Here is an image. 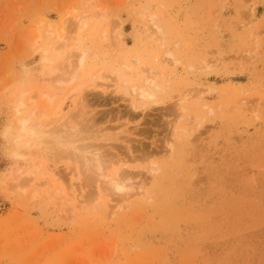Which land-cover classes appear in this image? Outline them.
<instances>
[{"label": "rangeland", "instance_id": "rangeland-1", "mask_svg": "<svg viewBox=\"0 0 264 264\" xmlns=\"http://www.w3.org/2000/svg\"><path fill=\"white\" fill-rule=\"evenodd\" d=\"M20 94L77 127L56 159L11 157ZM0 264H264V0H0Z\"/></svg>", "mask_w": 264, "mask_h": 264}, {"label": "bare ground", "instance_id": "bare-ground-1", "mask_svg": "<svg viewBox=\"0 0 264 264\" xmlns=\"http://www.w3.org/2000/svg\"><path fill=\"white\" fill-rule=\"evenodd\" d=\"M82 19H83V17H82ZM82 19L80 17V19L78 18V20L75 22L76 26L80 30L84 29L83 27H85V23H84V21H82ZM38 38H40L39 35H38V37L36 36V39H38ZM34 42H35V40H34ZM32 50H33L32 52H36V51L39 52L40 51V49L36 48V46H35V49H32ZM77 52L79 54L77 53L78 56L76 58V66H77V68H81V67H83L85 56H86V54L88 52V49L87 50L86 49L78 50ZM168 57L170 58L171 54H168ZM208 63H204L205 66H208ZM58 70L60 71V69H58ZM21 71H24V69L23 70L21 69ZM22 73L26 74V72H22ZM64 74L67 75L66 78H63L62 76H60V77L57 76L56 78H53L54 79L53 80V85H55L56 87H63V86L65 87L69 83H72L74 81V79L77 77L75 70L71 71L69 73H64ZM100 75H96L91 80L92 81V84H91L92 87L96 88L97 90H99V89L102 90L104 85L107 82L108 83H114L116 80L120 81V79H122V77H123V76H119V75H117V76L114 75V77H112V78H114L115 80L111 79V78L109 79L107 77V81H106V79L104 78L106 76L101 78ZM122 84L124 85L125 82H122ZM120 86H122V85L120 84ZM105 87H106V85H105ZM75 89H76V87L71 88L69 90V92L67 93V96L64 99H62L61 101H59V103L57 104V107L55 106V108H56L55 111H57V113H58V111H61L62 106L64 105V102H65L66 98H69V97H71L74 94ZM128 90H130L131 95H133L135 97L136 101H141V102H144V103L146 102V104H147V102H149V101H151V100H153L155 98V92L158 90V88L156 86V81L153 78V76L146 75V76L142 77L141 84L133 86V87L131 86L130 89H128ZM42 94L38 98L41 97V98L44 99V100L43 99L41 100V101H43V104H44L43 107L44 108H47V107L50 108L49 105H52L54 97L52 99V98H49L48 96H46L45 93L43 95ZM23 95L24 94H20L19 97H17L13 101V104H12V105H14L13 106V114H12V115H14V117H13L14 121L13 122L16 124L15 126L17 127L18 134L14 138H12V140H11V131L8 129L7 132L5 133L6 134L5 137L8 138L7 142L9 144L11 157L14 158L15 160L20 161V160L24 159L25 156H27L28 154L30 155V153H31L33 156H36V157H39V158H43V159H45V158H55L56 159L57 156H60L63 153L62 151H60L62 149V147L65 146L66 144L69 145L70 142L67 143L68 142L67 141L66 144H65L64 143L65 141H63V139L60 137V135L58 133L59 131L57 129H55L54 126L56 124L60 125L62 123L61 126H67L68 129H69V132H73V133H70V134H74L76 132V130H77V127H75L74 125H72V126L70 125L71 121H70L69 115H66V114H65V116L62 115V117H60L57 120L54 119L55 121L52 120L53 122H51V121L48 122L47 121V122L44 123V121L39 122V121L33 119L32 114H34V110H33V113H32V111H29V112L27 111L28 113H25L26 112L25 110H24V113H23V109H24V106L26 104L25 103L26 100H23V97H24ZM133 96H131V98ZM34 99L35 98H33V100ZM50 99H51V103H50ZM30 100H32V99H30V98H29V100L27 99L28 102ZM132 100H133L132 101L133 103L136 102L134 99H132ZM39 102H40V100H39ZM30 103H32V102L30 101ZM34 104H35V101H34ZM39 105H41V104H39ZM131 106H133V105H131ZM133 109H134V107H133ZM30 110H32V109H30ZM42 110H41V112H42ZM68 112H67V114H68ZM51 114H52V112H51ZM51 114H49V115H51ZM57 122H59L60 124L57 123ZM67 127H64V128H67ZM170 148H171V143L169 145V150H170ZM70 150L71 151L74 150V146L73 145H70ZM91 156L88 158L89 159L88 161L86 160L87 159L86 156H78V157L79 158L81 157V160L82 159L84 160V163H85L84 165L87 168H89V170L92 171L93 168H97V170H98V168H99L98 158H96V156H95V158H93ZM34 167H35V169L37 168V166H34ZM35 169L33 168V170H30V171H25V172L23 171L21 173V175H20L21 178H26V177H29V176L33 175ZM124 174H125V172H124ZM109 176H111V174ZM112 176H114V177H111V179L108 181V183L110 182L109 186L107 184V186L109 187V192L112 193V195L116 194L117 196L120 195L121 197L124 198V195H127L128 192H129V186H127L128 184L125 183V178L126 177L123 176L122 173H120V174L118 173L116 175H113V173H112ZM98 177L100 178V177H103V176L101 175V173H99ZM106 178L109 179L108 176ZM90 179L94 180V178H91V177H90ZM96 179H97V177H96ZM96 179H95V181H96ZM108 179H105V180L107 181ZM91 182H92V180H91ZM17 187H18V185L16 186V188ZM138 190L141 191V188L138 187Z\"/></svg>", "mask_w": 264, "mask_h": 264}]
</instances>
